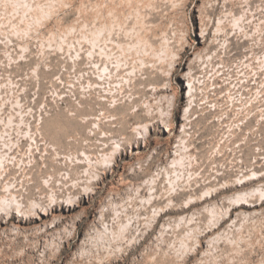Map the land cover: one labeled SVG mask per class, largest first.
Returning <instances> with one entry per match:
<instances>
[{
	"label": "rangeland",
	"instance_id": "1",
	"mask_svg": "<svg viewBox=\"0 0 264 264\" xmlns=\"http://www.w3.org/2000/svg\"><path fill=\"white\" fill-rule=\"evenodd\" d=\"M0 264H264V0H0Z\"/></svg>",
	"mask_w": 264,
	"mask_h": 264
}]
</instances>
